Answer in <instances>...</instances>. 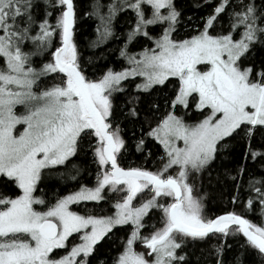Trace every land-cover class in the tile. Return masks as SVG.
<instances>
[{"label":"snow or ice","instance_id":"6c2138e0","mask_svg":"<svg viewBox=\"0 0 264 264\" xmlns=\"http://www.w3.org/2000/svg\"><path fill=\"white\" fill-rule=\"evenodd\" d=\"M205 4L212 12L184 38L176 0H89L87 47L116 51L115 70L97 68L103 53L82 57L74 0H0V178L18 192L0 195V264H227L235 237L246 239L234 264H264V175L247 168L250 160L264 169L255 147L264 148V0L195 6ZM122 125L139 131L135 151L159 145L155 171L120 165ZM237 143L245 163L217 172ZM89 152L94 187L54 201L38 195L46 176ZM205 178L209 188L231 183L230 202L244 196L260 225L234 211L206 216ZM102 242L116 251L102 256Z\"/></svg>","mask_w":264,"mask_h":264},{"label":"trees","instance_id":"16d2710c","mask_svg":"<svg viewBox=\"0 0 264 264\" xmlns=\"http://www.w3.org/2000/svg\"><path fill=\"white\" fill-rule=\"evenodd\" d=\"M77 9V16L78 21L76 25V32H75V40L78 44L79 51L82 57H88L92 55L93 52L100 54L103 53L107 56V61H101L97 68L104 69L107 67H113L115 70H120L123 62L117 58L118 53L116 51H112L108 53L106 49H90L87 47L88 42L92 39H95V24L96 21L94 19H89L86 15L87 11L89 10V0H74ZM202 4L203 0H176V6L179 10L182 11V20L183 24L181 25L180 29L184 27V24L190 25L189 31H187L183 36L186 35L190 36L193 33V26L201 27L204 18L212 12V5L205 4L203 7H196V4ZM188 17H192L191 21L188 20ZM225 25L227 24V20L224 21ZM118 31H123L124 29L119 27L117 28ZM181 36V37H183ZM121 45V41H114L106 46V48L116 49ZM145 45L144 41H141L138 44H134L131 46L133 51H139ZM93 71L92 66H89V73ZM128 82H126L127 84ZM134 85L128 84V91L131 93L133 91ZM124 97L121 96L118 100V104H123ZM147 106V100H144L141 104L142 108ZM122 127L126 128L125 131V138L128 140L127 153H122V158L119 159V163L122 167H146L149 170H156V167L159 166L158 164V156L162 151L159 145L155 144L153 141H149L146 145V152L141 153L135 151V144L134 141L139 136V131H137V136L133 137L131 131L128 129L131 127L129 125H122ZM255 147L258 150L264 151V148L261 147L259 141H257ZM151 152V157H147L146 153ZM244 147L241 143H237L235 145L234 150L231 151L230 154H225L222 157L220 164L217 167V172L226 171L229 169H236L241 164H244L245 161L243 160L244 155ZM155 165V167H154ZM75 168L80 169V174L77 176V179H71V175L73 174ZM248 174H251L253 178L258 179L261 175H264V169L261 168L259 164H254L252 161L247 162ZM97 172V166L93 162L91 153L88 154H79L77 157H74L72 161L69 162L67 167H61L59 171L54 176H46L42 181L40 188L43 190L42 192H38L39 195H44L46 199L53 200L55 197L68 195L72 192L77 191L81 188V185L93 187L95 186L93 180L95 179ZM203 189L208 192L209 199L205 202V214L209 218H215L216 216L223 215L229 212H236L245 218L249 219L250 221L256 223L258 226L260 225V217L257 212L249 213L246 211V200L245 197H241V202L232 204L230 202V198L235 195V192L232 188L231 183H228L224 186H220L218 184L213 183V186L209 188L208 180L205 178ZM18 194L17 190L14 186H11L10 183H4L3 180H0V195H8L11 197H15ZM246 195V193H245ZM90 207L93 205L90 203ZM110 214L111 208L105 204L104 211ZM149 220L152 223H157L158 215L152 216L150 214ZM157 226H159L157 224ZM119 237L121 239L125 236V230L118 229L116 230ZM147 229L145 232L147 233ZM242 237H235L231 238L228 241V244L231 245L230 248L227 249L225 254V261L227 264H234L235 257L239 256L242 249L240 247L241 243L243 242ZM107 241V239H106ZM118 242V241H117ZM103 247L100 249V254L103 256L109 252V246L111 245V252H115V244L112 242H102ZM100 247V246H98ZM252 257L249 256L247 260L249 264H251Z\"/></svg>","mask_w":264,"mask_h":264},{"label":"rangeland","instance_id":"374dc122","mask_svg":"<svg viewBox=\"0 0 264 264\" xmlns=\"http://www.w3.org/2000/svg\"><path fill=\"white\" fill-rule=\"evenodd\" d=\"M190 28H191L190 25H188V24H184V27L180 29V33H179V34H180L181 36H183L187 31H189L188 29H190ZM193 31H194V27H193ZM192 34H193V33H192ZM192 34H191V35H192ZM183 37L186 38V35L183 36ZM187 37H188V36H187ZM189 122H192V121H189ZM96 166H97V165H96ZM1 179H2V178H0V180H1ZM95 182H96V176H95V179L93 180L94 185H95ZM82 186H84V185H81V187H82ZM87 187H88V186H87ZM93 187H94V186H93ZM79 189H80V188H79ZM79 189H78V190H79ZM78 190H77V191H78ZM38 195H39V194H38ZM14 198H15V197H14ZM113 202H114V201H113ZM89 204H90V203H89ZM72 207H73L74 210L79 211V212H81V213L83 214V205H80V206L73 205ZM89 207H90V206H89ZM107 211H108V210H106L105 214L107 213ZM112 211H113V209H111V212H112ZM111 212H110V213H111ZM106 239H107V238H106ZM138 250H142V249L138 246ZM59 251H63V250H59Z\"/></svg>","mask_w":264,"mask_h":264}]
</instances>
